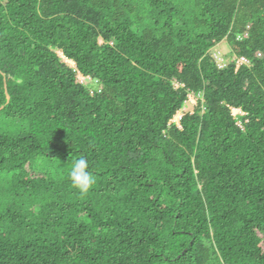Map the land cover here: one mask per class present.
<instances>
[{"label": "trees", "instance_id": "1", "mask_svg": "<svg viewBox=\"0 0 264 264\" xmlns=\"http://www.w3.org/2000/svg\"><path fill=\"white\" fill-rule=\"evenodd\" d=\"M256 50L264 0H0V264H264Z\"/></svg>", "mask_w": 264, "mask_h": 264}, {"label": "clouds", "instance_id": "2", "mask_svg": "<svg viewBox=\"0 0 264 264\" xmlns=\"http://www.w3.org/2000/svg\"><path fill=\"white\" fill-rule=\"evenodd\" d=\"M248 29H249V23H247L242 31V33L237 36V39H242L248 36ZM111 43V41H109ZM221 42H223L227 46V51H223L221 48ZM211 55L213 56L214 60L218 65L221 66H228L233 65L234 71H236L238 68L242 66H250L251 58L247 55L234 52L233 50L229 49V46L225 43V41H220L218 43H215L213 47H211L208 50ZM264 54L260 50H256L253 54L255 58H260ZM188 96L190 98V104L195 103L196 96H193L192 93H188ZM194 99V101H192ZM189 107V106H188ZM182 107L180 110H178L174 116L171 118L173 122L178 123L179 118L178 116L182 114ZM229 110L231 114L234 117L244 115V112L237 107L229 106ZM235 123L237 126L242 128V122H240L238 119H236ZM69 179L71 181V185L73 188L77 189L81 194H87L93 187L95 183V177L93 173L89 169V162L86 158L81 157L80 159L76 160L69 172Z\"/></svg>", "mask_w": 264, "mask_h": 264}, {"label": "rangeland", "instance_id": "3", "mask_svg": "<svg viewBox=\"0 0 264 264\" xmlns=\"http://www.w3.org/2000/svg\"><path fill=\"white\" fill-rule=\"evenodd\" d=\"M222 46H221V48H222V50L223 51H227V46L223 43V42H221L220 43ZM58 55H60V57H61V59L63 60V61H65V62H67V63H71L72 64V62L71 61H69V60H67L66 58H64L60 53H59V51H58ZM192 101H194V99H192ZM189 105V107H192L193 106V104H188ZM185 106H183L182 108H184ZM203 111V110H202ZM261 246H264V243L262 242V245Z\"/></svg>", "mask_w": 264, "mask_h": 264}, {"label": "built area", "instance_id": "4", "mask_svg": "<svg viewBox=\"0 0 264 264\" xmlns=\"http://www.w3.org/2000/svg\"><path fill=\"white\" fill-rule=\"evenodd\" d=\"M80 78V81H83L82 77H79ZM88 78V77H87ZM178 118H180V115L178 116Z\"/></svg>", "mask_w": 264, "mask_h": 264}]
</instances>
